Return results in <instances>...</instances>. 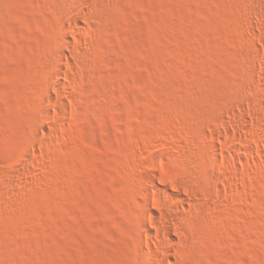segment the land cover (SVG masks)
Masks as SVG:
<instances>
[{"label": "rangeland", "instance_id": "374dc122", "mask_svg": "<svg viewBox=\"0 0 264 264\" xmlns=\"http://www.w3.org/2000/svg\"><path fill=\"white\" fill-rule=\"evenodd\" d=\"M0 264H264V0H0Z\"/></svg>", "mask_w": 264, "mask_h": 264}, {"label": "bare ground", "instance_id": "6f19581e", "mask_svg": "<svg viewBox=\"0 0 264 264\" xmlns=\"http://www.w3.org/2000/svg\"><path fill=\"white\" fill-rule=\"evenodd\" d=\"M248 57L253 60V55L252 54L249 53Z\"/></svg>", "mask_w": 264, "mask_h": 264}]
</instances>
